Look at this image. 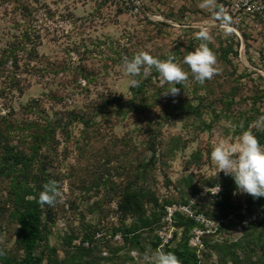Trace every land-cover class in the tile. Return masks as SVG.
Returning <instances> with one entry per match:
<instances>
[{"label": "rangeland", "instance_id": "1", "mask_svg": "<svg viewBox=\"0 0 264 264\" xmlns=\"http://www.w3.org/2000/svg\"><path fill=\"white\" fill-rule=\"evenodd\" d=\"M233 1L0 0V131L28 155L37 144L30 176L44 170L55 188L37 250L44 264H149L146 254L186 237L200 264H264V222L221 221L224 184L235 205L263 207L234 195L233 178L216 177L211 159L219 139L264 128V16L234 26L222 14ZM200 30L217 69L203 83L183 63ZM141 51L181 64L188 77L177 95H163L174 85L154 68L130 86L124 60ZM4 157L0 146V164ZM10 183L0 176V264L23 255ZM131 188L147 193V213L164 208L159 221L142 227L124 216L119 204ZM125 224L138 227L143 250L126 243Z\"/></svg>", "mask_w": 264, "mask_h": 264}, {"label": "trees", "instance_id": "2", "mask_svg": "<svg viewBox=\"0 0 264 264\" xmlns=\"http://www.w3.org/2000/svg\"><path fill=\"white\" fill-rule=\"evenodd\" d=\"M12 54H4L3 61H8ZM121 103L125 100L119 99ZM116 99L106 101L105 106L115 104ZM259 142L264 144V128L255 133ZM0 146L3 148L4 160L0 164V176L11 179L10 198L13 215L19 228V243L23 250L20 258H5L2 264H44V255L38 254L37 250L43 240L47 239L49 229V217L52 205L55 201L53 182L45 175L30 176L31 171L35 167V160L38 154V147L33 143L30 147L31 155L23 150L17 149L12 145L7 136L0 131ZM4 142V143H3ZM231 183L230 181H228ZM233 186L224 184V190L220 199V215L222 219H226V223H233L234 218L243 219L241 206L235 205L232 201ZM147 193L140 188L129 189L119 206L124 216L133 214L138 218L142 227H148L159 221L165 214V210L157 214V211L147 213L145 208V200ZM151 203V201H149ZM154 204H158V199L153 200ZM259 206L264 208V197L258 198ZM250 211H255L249 209ZM126 218V217H125ZM174 218L180 222H187L186 218L176 213ZM264 222V218L261 220ZM253 223V222H252ZM251 223V224H252ZM190 226L193 223L190 221ZM122 233L126 243L133 245L138 250H143L141 234L135 225L125 224ZM162 244V237L155 235L152 239V248H158ZM164 252H172L180 258L182 264H200V259L195 251L189 245V239L186 237L183 241L176 245H167ZM54 264H64L58 259L54 260Z\"/></svg>", "mask_w": 264, "mask_h": 264}, {"label": "clouds", "instance_id": "3", "mask_svg": "<svg viewBox=\"0 0 264 264\" xmlns=\"http://www.w3.org/2000/svg\"><path fill=\"white\" fill-rule=\"evenodd\" d=\"M195 38L201 43L184 57L183 63L189 66L194 79L203 83L216 73V57L208 46L210 37L206 30H200ZM153 68L159 73L162 83L174 85L163 95L175 96L181 91L176 85L186 80L188 74L174 56L169 55L161 60L141 51L131 59L124 60L126 73L133 77L129 81L133 88L141 83L135 77L143 75L146 78ZM211 159L217 169L216 177L223 172L233 178L236 186L234 195L249 194L254 199L264 197V144L259 142L251 129L243 131L234 142L219 139L211 152ZM213 187L215 195L222 190L219 183ZM144 258L149 264H182L180 258L172 252L157 251L146 254Z\"/></svg>", "mask_w": 264, "mask_h": 264}, {"label": "built area", "instance_id": "4", "mask_svg": "<svg viewBox=\"0 0 264 264\" xmlns=\"http://www.w3.org/2000/svg\"><path fill=\"white\" fill-rule=\"evenodd\" d=\"M222 14L231 16L234 20V26L244 25L245 18L252 22L257 19L259 15L264 16V3L262 1L253 0H234L231 5L223 7ZM243 216V223H255L264 218V208L250 211L247 204L241 208ZM172 215L173 212L171 213ZM221 221H226L222 219ZM213 224V223H212ZM200 236H198L199 238Z\"/></svg>", "mask_w": 264, "mask_h": 264}]
</instances>
